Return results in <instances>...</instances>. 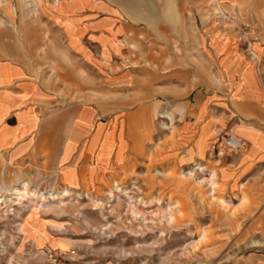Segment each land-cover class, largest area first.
I'll use <instances>...</instances> for the list:
<instances>
[{
	"label": "rangeland",
	"instance_id": "374dc122",
	"mask_svg": "<svg viewBox=\"0 0 264 264\" xmlns=\"http://www.w3.org/2000/svg\"><path fill=\"white\" fill-rule=\"evenodd\" d=\"M100 1L116 14L112 31L92 0H0V60L30 69L42 89L37 119L56 123L36 129L19 161L0 155V264H51L46 254L72 243V264H264V162L247 165L250 146L218 154L224 133L240 135L242 123L264 131V111L228 107L198 46L238 43L261 66L264 0ZM247 83L243 76L239 88ZM142 102L159 105L150 127L119 128ZM84 107L103 133L94 148L91 133L76 146L86 157L77 189L75 169L66 184L58 161ZM17 177L48 199L8 195ZM63 190L71 196L61 202Z\"/></svg>",
	"mask_w": 264,
	"mask_h": 264
},
{
	"label": "crops",
	"instance_id": "0c3cea01",
	"mask_svg": "<svg viewBox=\"0 0 264 264\" xmlns=\"http://www.w3.org/2000/svg\"><path fill=\"white\" fill-rule=\"evenodd\" d=\"M231 1L230 3L233 7V1L235 0ZM140 3L141 1L135 4H128L129 6L125 8L127 10L133 9L140 5ZM92 4L93 10L101 11L103 15L108 17L106 18L107 24L111 26V31L114 30L112 25L116 14L112 11L110 3L92 0ZM237 44L199 43L198 46L202 51L200 58L203 59L204 63L203 68L207 72L210 70L209 72L213 74H215V70L218 77L224 81V87L227 88V92L222 96L226 99L228 107H233L238 113L245 107L248 109L257 108L260 111H264L262 106L264 103V62L260 66L248 59H243L237 49L239 47ZM110 45L111 43H109L108 48H110ZM68 46L80 52V55L84 59L86 58L82 52L83 50H78L83 49L79 43H68ZM253 46L254 44L250 43L251 49ZM262 56L264 60V53H262ZM196 60V58H192L193 71H197L198 69ZM252 60L255 59L252 58ZM243 76L246 77L248 83L245 88L240 89L239 81ZM221 80L220 83L223 82ZM40 99H42L41 86L36 80L31 78V71L28 67L24 66L23 62L0 60V155L6 156L10 165L24 158L30 151L32 145L36 142L35 133L38 127L51 128L56 126V123L53 121H41L37 119L35 105ZM155 104L142 102L139 105L130 107L125 111L124 117H121L119 128H123L127 133L147 130L150 127L154 111L159 109V105ZM163 112H166V109H163L161 114ZM160 117L162 116L160 115ZM94 118V110L89 107H84L72 117L71 132L65 141L63 152L58 161L59 176L66 184L67 182L63 180V177L69 174L67 171L68 167L72 166L75 169L74 174L77 178V189H81L83 183L81 168L83 165L82 161L86 157L84 153L76 151V146L78 143L84 142L85 138L91 133V145L94 148L99 143L103 133L100 134L101 127L95 125ZM241 127L243 128L240 131L241 136H238H243L242 138L248 141L249 150L251 151L249 155L244 156L243 160L249 166H252L253 162L256 164L263 163L264 131L243 123ZM208 128L209 125H203L201 133L211 134L212 130ZM96 161L100 164L102 159L98 157ZM94 173L95 170L93 169L91 174L94 175ZM16 181L19 182V185L11 184L9 189H15L14 187L20 189L24 184H27V189L29 188L28 181L20 180V177H17ZM28 190L32 192L30 188ZM62 239L64 240L65 238ZM50 240L58 239L50 238ZM65 240L69 241V239ZM49 242L47 241V244ZM55 248L61 250L58 246ZM72 248L73 243L63 251H68Z\"/></svg>",
	"mask_w": 264,
	"mask_h": 264
},
{
	"label": "built area",
	"instance_id": "2783aa9c",
	"mask_svg": "<svg viewBox=\"0 0 264 264\" xmlns=\"http://www.w3.org/2000/svg\"><path fill=\"white\" fill-rule=\"evenodd\" d=\"M249 148V143L244 138L234 134L233 132H225L221 137L218 147L220 156L230 153L242 155ZM76 252L51 251L46 254L51 264H72L75 261Z\"/></svg>",
	"mask_w": 264,
	"mask_h": 264
},
{
	"label": "bare ground",
	"instance_id": "6f19581e",
	"mask_svg": "<svg viewBox=\"0 0 264 264\" xmlns=\"http://www.w3.org/2000/svg\"><path fill=\"white\" fill-rule=\"evenodd\" d=\"M216 1V4L217 5H219L220 6V2H219V0H215ZM58 2V0H55V3H57ZM234 3H235V1H234ZM253 55L255 56V59L256 60H260L259 59V57H261V56H257V54H255V53H253ZM169 115V114H168ZM164 116V115H163ZM171 118V117H170ZM249 150V149H248ZM214 174V173H213ZM215 175L216 174H214L213 175V177H211L212 179L215 177ZM22 184V183H21ZM27 184H24L23 186H22V188H20V189H18V188H16V187H14L15 189H13L12 190V192L9 194V195H17L18 196V201L19 202H22L23 200H24V198H27V196L29 195H32V196H36L37 198H40L41 200H44V201H46V199H48V197L46 196V195H44L43 193L42 194H36L35 192H30L28 189H27V186H26ZM29 185V184H28ZM212 185H213V187H215L216 186V184H214V183H212ZM118 189V188H117ZM70 196H71V192L70 191H68V190H63L61 193H60V196H58V198L57 199H61V202H63V201H65V199H69L70 198ZM109 196H110V199H115L116 198V195H115V191H113V190H111L110 191V193H109ZM1 197V196H0ZM50 198L51 199H56L55 198V195L54 194H51L50 195ZM0 204H2V201H1V203ZM19 203H17L16 205H18ZM22 204V203H21ZM98 204V203H97Z\"/></svg>",
	"mask_w": 264,
	"mask_h": 264
}]
</instances>
